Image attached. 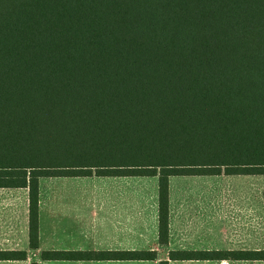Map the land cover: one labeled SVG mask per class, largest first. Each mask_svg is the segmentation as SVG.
I'll list each match as a JSON object with an SVG mask.
<instances>
[{"label":"trees","instance_id":"1","mask_svg":"<svg viewBox=\"0 0 264 264\" xmlns=\"http://www.w3.org/2000/svg\"><path fill=\"white\" fill-rule=\"evenodd\" d=\"M264 175V0H0V188L42 178ZM40 260H264V249H43ZM26 250H0L25 260ZM30 264H39L33 260Z\"/></svg>","mask_w":264,"mask_h":264},{"label":"rangeland","instance_id":"2","mask_svg":"<svg viewBox=\"0 0 264 264\" xmlns=\"http://www.w3.org/2000/svg\"><path fill=\"white\" fill-rule=\"evenodd\" d=\"M157 188L155 176L126 177H49L40 183V247L28 251L29 261L38 260L43 249H59L65 245L82 246L80 249H96L94 240L113 238V230L90 228L92 219L105 211L122 213V204L130 202L132 216L154 214ZM172 232L183 245L194 248L222 249L225 241L247 238L236 237L238 220H258L257 230L264 220V175H201L173 176L170 179ZM19 202L22 196L18 195ZM109 202V203H108ZM8 208V206H6ZM21 212V209H19ZM104 214L106 212H103ZM119 213V215H121ZM110 214H106L109 218ZM250 226V224H249ZM76 236L78 242L65 235ZM227 235L225 237L224 235ZM177 237L176 235H179ZM108 236V237H106ZM69 237V238H68ZM138 239V238H135ZM258 240L260 238H257ZM21 242V241H19ZM76 243V244H75ZM92 243V244H91ZM78 249V247L76 248ZM103 249V248H101ZM9 264H27L26 262ZM41 264H76L66 261H42ZM211 264H222L213 262Z\"/></svg>","mask_w":264,"mask_h":264},{"label":"crops","instance_id":"3","mask_svg":"<svg viewBox=\"0 0 264 264\" xmlns=\"http://www.w3.org/2000/svg\"><path fill=\"white\" fill-rule=\"evenodd\" d=\"M126 177V176H122ZM172 178V177H171ZM170 178V179H171ZM170 189V186H169ZM28 190L27 188H0V250H32L28 247ZM18 195L22 196V201L19 202ZM170 190H169V198ZM112 205L122 204V213L116 211L114 207L108 212L106 205L105 214L94 217L91 222L93 230L97 228H108L113 231V238L94 240L93 246H97L96 249H80L77 245H65L59 250H139V249H155L158 251V258H166L169 250L175 249H212V248H194L187 245H183L174 237L172 232V215H171V199L169 201V242L166 246H160L157 242V188L155 192L154 200V214L148 218L144 213L132 216L130 212V202L127 200L116 201ZM109 203V202H108ZM8 206V208L6 207ZM21 209V212L20 210ZM110 214L109 218L106 214ZM119 213L121 215H119ZM256 219L241 218L238 220L239 229L234 231L236 237L247 238L235 241L236 245L231 246L225 241V245L222 246V250H258L264 249V220L262 221L261 229L257 230ZM250 224V226H249ZM40 228H41V215H40V202H39V244H40ZM66 234L69 236V242L74 240L76 243L78 240L76 236ZM180 237L179 235H176ZM227 237L226 233L224 235ZM68 237V238H69ZM108 237V236H106ZM138 238V239H135ZM257 238H260L259 240ZM73 239V240H72ZM21 241V242H19ZM75 243V244H76ZM92 244V243H91ZM40 247V245H39ZM78 247V249H76ZM103 248V249H101ZM39 249V248H38ZM37 250V249H36ZM42 261H55V260H41ZM58 261V260H57ZM72 262L76 264H157V260H59ZM26 262L30 264L29 256L25 260H0V264ZM216 262L214 260H170V264H211ZM222 264H264V260H220Z\"/></svg>","mask_w":264,"mask_h":264}]
</instances>
